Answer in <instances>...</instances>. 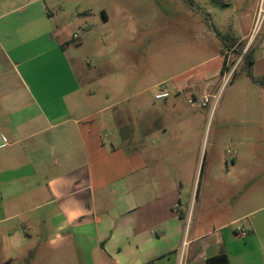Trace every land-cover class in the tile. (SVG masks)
Returning a JSON list of instances; mask_svg holds the SVG:
<instances>
[{"label": "crops", "instance_id": "crops-1", "mask_svg": "<svg viewBox=\"0 0 264 264\" xmlns=\"http://www.w3.org/2000/svg\"><path fill=\"white\" fill-rule=\"evenodd\" d=\"M15 1L0 0V12ZM25 6L6 13L13 19L0 13V130L9 139L0 145V264H179L182 251L190 264L222 255L251 264L248 255H264V218L251 219L264 207L249 212L236 201L229 167L209 170L189 224L198 176L193 184L181 177L182 93L187 101L208 94L219 76L176 78L161 99V90L142 99L150 88L121 87L114 94L129 96L110 103L66 58L70 41L39 42L33 23L43 15Z\"/></svg>", "mask_w": 264, "mask_h": 264}, {"label": "rangeland", "instance_id": "rangeland-1", "mask_svg": "<svg viewBox=\"0 0 264 264\" xmlns=\"http://www.w3.org/2000/svg\"><path fill=\"white\" fill-rule=\"evenodd\" d=\"M190 1L192 4L188 0H17L0 13L1 21L13 19L16 14L6 13L26 5L20 11L43 15L33 23L39 42L70 41L63 45L66 58H73L72 65L84 85L102 96L109 93L110 103L129 96L114 94L121 87L129 93L150 88L142 97L148 99L157 90L173 88L176 78L191 79L200 71L219 76L208 91L212 98L205 108H192L182 93L189 141L183 146L186 158L181 177L193 184L198 176L189 221L194 225L210 169H231L235 199L246 200L249 212L264 207V89L250 78V74L255 79L264 77V35L237 65L246 41L239 45L241 54L234 51L227 56L225 52L230 43H241L249 34L257 0ZM102 10L107 21L99 18ZM82 12L92 14L79 16ZM29 35L33 37V33ZM234 67L232 79L223 87ZM151 142L160 144L158 133ZM262 218V213L251 217ZM245 261L264 264V255L256 251ZM240 262L235 260V264Z\"/></svg>", "mask_w": 264, "mask_h": 264}, {"label": "built area", "instance_id": "built-area-1", "mask_svg": "<svg viewBox=\"0 0 264 264\" xmlns=\"http://www.w3.org/2000/svg\"><path fill=\"white\" fill-rule=\"evenodd\" d=\"M264 35V0H257L256 1V8L254 11V15H253V20H252V25H251V30L249 32V34L245 37L244 40L241 41L240 44L245 43L244 41H246L245 45H244V50L242 52V55L240 57V59L238 60V62L236 63L238 65V63H240L244 56L247 54L249 48L258 40V38L260 36ZM74 39H77V36H74ZM235 68H233V70L227 74V76L225 77V81L223 84V87H225L230 80L233 77V73L235 72ZM161 92H163V90H161ZM169 95L167 93H161L157 96L158 99L161 98H167ZM211 95L209 94H204L201 96H191L188 100V103L190 104V106L192 108L195 109H202L207 107L210 103H211ZM9 144V139L8 137L0 130V145L1 146H7ZM231 154V152H229ZM238 232L240 233V235L242 237H246L248 235V232L246 230H244L241 227H238ZM209 259L208 258H204V262L207 264V261ZM179 264H190L187 260L186 257L184 255V252L182 251L181 257H180V262Z\"/></svg>", "mask_w": 264, "mask_h": 264}, {"label": "trees", "instance_id": "trees-1", "mask_svg": "<svg viewBox=\"0 0 264 264\" xmlns=\"http://www.w3.org/2000/svg\"><path fill=\"white\" fill-rule=\"evenodd\" d=\"M190 3L191 1L188 0ZM192 4V3H191ZM236 43L232 44L231 47H234ZM237 54H241L242 52V48H239V46L235 49ZM250 54V50H248L247 54L244 56L243 60H245L248 55ZM250 78L252 79L253 83H255L256 85H258L259 87H261L262 89H264V77L262 79H255L252 77V75L250 74ZM207 264H229V260L227 258V256L222 255V256H218L215 258H210L207 261Z\"/></svg>", "mask_w": 264, "mask_h": 264}]
</instances>
